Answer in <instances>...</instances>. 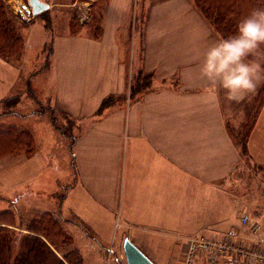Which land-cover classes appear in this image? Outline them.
<instances>
[{
	"label": "crops",
	"instance_id": "1",
	"mask_svg": "<svg viewBox=\"0 0 264 264\" xmlns=\"http://www.w3.org/2000/svg\"><path fill=\"white\" fill-rule=\"evenodd\" d=\"M89 5L88 30L56 36L40 69L32 71L35 58L26 39L22 60L0 56V112L6 104L11 114L0 124L15 126L21 118L27 127H17L36 141L30 153L0 157V225L11 235L20 230L41 236L30 222L52 212L72 230L82 264L94 246L86 232L101 237L116 220L125 231L122 242L129 237L142 250L165 236L183 238L184 247L188 236L206 229L236 226L251 236L241 216H260L264 207L237 209L246 193H239L237 175L245 157L230 128L247 121L264 79L254 93L228 103L223 89L201 77L207 49L222 38L193 0H108L96 10ZM23 87L31 100L10 102ZM44 101L70 122L67 132L60 125L69 162L56 154L62 140L54 130L57 120L41 111ZM45 120L50 127L40 131L37 124ZM247 150L264 166V105ZM225 221L230 223L221 229ZM122 248L125 254L124 243ZM54 250L63 258L64 248Z\"/></svg>",
	"mask_w": 264,
	"mask_h": 264
},
{
	"label": "rangeland",
	"instance_id": "2",
	"mask_svg": "<svg viewBox=\"0 0 264 264\" xmlns=\"http://www.w3.org/2000/svg\"><path fill=\"white\" fill-rule=\"evenodd\" d=\"M5 3L8 6V9L10 13L15 16L16 19V26L18 31L20 32V35L23 36L24 40L26 39L27 42V53H32L34 55V61L32 65V71L35 70V68H41L45 64V54L49 51L48 48L51 47V42H54V38L56 36H61L63 34H69V32H77L78 30H88L87 25L85 24L88 21V18H90L91 11L89 10V4L93 2V0H39L43 2L44 4L49 5L48 9L43 10L39 14H36L34 17L27 19L26 17L22 16L19 13H16L15 10L17 9L18 4L14 3V0H4ZM20 2V0H17ZM25 1V3L30 7L31 3L30 0H22ZM22 4V3H20ZM32 9V7H31ZM97 8H94L96 10ZM25 11V10H24ZM33 11V10H32ZM31 11V12H32ZM93 11V10H92ZM99 13V12H98ZM47 46L45 51L42 50L43 46ZM25 46V45H24ZM24 51V49H23ZM23 53V52H22ZM22 60V55L19 57L18 61ZM17 62V61H16ZM21 62V61H20ZM19 64V62L17 63ZM45 77L44 71L41 72L39 79H41V87H43V79ZM25 85V83H24ZM27 87V86H26ZM26 87H23V90H19V93L17 96L12 97L9 101L14 102L17 99L20 102H29L31 100L30 93L26 90ZM21 88V86H20ZM1 90V89H0ZM29 94H28V93ZM45 102V101H44ZM45 107L41 110L44 113V116L47 118L55 119L57 120V123L54 130L56 131V135L58 136L59 140L61 139V142H58V145L55 147L56 154L62 153L65 154L64 157H67V161H70L68 150V143L67 139L66 141L62 139L63 133L61 132L64 128L65 131H68L70 122L67 121L64 118V115L60 113L59 110L51 108L49 106L48 102H45ZM5 106V107H4ZM2 105L1 107L4 109L2 112H0V119L2 120L6 116H11V114L5 112L7 110L6 104ZM23 109L22 105H20L16 112H21ZM251 112V111H250ZM242 116V115H240ZM250 117V114H249ZM249 117L247 119V123L249 120ZM243 120V118H240L238 123ZM246 118L243 120L242 125L237 126L239 130H242L246 122H244ZM46 122V123H45ZM14 124H16L21 128L27 127V125L24 124V122L21 120V118H17L14 121ZM237 125V122L235 123ZM63 126L62 127H60ZM37 126L40 128V131L47 130V127H50L49 121H39V124ZM236 128V126H235ZM241 128V129H240ZM33 129H37L36 126H33ZM245 129V127H244ZM243 129V130H244ZM38 130V129H37ZM38 135V133H37ZM39 136V135H38ZM40 138V137H39ZM34 146H36V141H34ZM0 148H5V143H0ZM54 150V149H53ZM53 150H51V155L49 157V160H54V153ZM22 151H19L15 154H21ZM60 155V154H59ZM238 179L240 181L239 186V193H245L242 197L240 196V200L242 201L241 204H239V207H237L238 211H242V209H247L249 212H252L255 207H264V166L259 165L258 163L253 162L248 156L244 158L243 164L241 168L237 172ZM236 208V207H235ZM235 208L233 206L232 212H235ZM23 221L25 219H28V213H21V218ZM20 221V220H19ZM22 221V222H23ZM25 223V222H24ZM118 223L119 221L116 220L114 222V228L113 230L109 225H107V230L104 232L103 235L98 236L95 234L93 230H88L86 232L88 237H91V234H93L92 240L90 241L91 244L94 246L89 247L88 253H85V264H116V262H120L119 264H127V259L125 254L123 253L122 245L124 242H122L121 237H124V230L118 229ZM229 221H225L222 223L221 229H226L229 225ZM66 228L68 231L69 226ZM77 233L81 232L79 228H75ZM111 230V231H108ZM208 229H206L205 232L201 234H208ZM113 231V232H112ZM76 232V231H75ZM90 232V233H89ZM250 234V233H248ZM123 235V236H121ZM243 235L247 239H257V238H263L260 235H253L250 234ZM165 237H158L156 241L151 242V245H149L146 250H143L150 258L153 260V263L155 264H180V258L183 255V238H166ZM100 241H98V240ZM82 241V240H81ZM76 242L73 238V242L69 243L67 245L61 246V248H64L67 252V250H70L72 248H77ZM81 243L78 241V244ZM137 242H135L136 244ZM30 237L26 236L23 232L20 230H17L16 232H13V234L9 238V243L4 244L0 248V264H14V261L18 256H20L24 251L29 250L30 248ZM60 244V242H59ZM139 246V244H136ZM140 247V246H139ZM95 248V249H94ZM78 249V248H77ZM122 249V251H121ZM142 249V248H141ZM81 253V252H80ZM83 257V253H81ZM60 261V257H58L57 254H52L50 256L49 264H58Z\"/></svg>",
	"mask_w": 264,
	"mask_h": 264
},
{
	"label": "trees",
	"instance_id": "3",
	"mask_svg": "<svg viewBox=\"0 0 264 264\" xmlns=\"http://www.w3.org/2000/svg\"><path fill=\"white\" fill-rule=\"evenodd\" d=\"M88 2V0H87ZM108 0H93L92 5L99 9ZM197 9L201 12L211 28L222 38H228L235 34L238 22L249 15L254 9H264V0H193ZM25 40L16 26L13 16L4 0H0V56L7 60H18L23 54ZM264 52V45H261ZM252 60L253 57H248ZM110 98L103 102L105 106ZM264 105V87L255 95L252 103L248 123L239 128L231 127L232 137L239 144L243 156H248L247 138L250 134L261 107ZM103 106V107H104ZM16 126V125H15ZM0 124V143L2 139L8 138L5 148H0V157L8 153L19 151L30 153L34 149V139L30 131L21 130L19 127ZM241 129V128H240ZM10 139V141H9ZM7 140V139H6ZM65 222L52 212H44L30 222V230L41 234H31L30 248L16 258L14 264H49L50 256L56 254L61 246L73 242V236L65 229ZM11 229L0 225V248L9 243ZM60 242V244H59ZM58 264H82L83 257L77 248L61 252Z\"/></svg>",
	"mask_w": 264,
	"mask_h": 264
},
{
	"label": "clouds",
	"instance_id": "4",
	"mask_svg": "<svg viewBox=\"0 0 264 264\" xmlns=\"http://www.w3.org/2000/svg\"><path fill=\"white\" fill-rule=\"evenodd\" d=\"M261 45H264V9H254L238 22L234 35L207 49L201 77L223 89L226 102L239 103L245 95L254 93L264 79Z\"/></svg>",
	"mask_w": 264,
	"mask_h": 264
},
{
	"label": "built area",
	"instance_id": "5",
	"mask_svg": "<svg viewBox=\"0 0 264 264\" xmlns=\"http://www.w3.org/2000/svg\"><path fill=\"white\" fill-rule=\"evenodd\" d=\"M31 11L23 3L16 13L30 19L34 17ZM241 224L250 234L263 238L247 239L236 226L222 232L192 234L185 240L182 264H264V212L260 216L244 213Z\"/></svg>",
	"mask_w": 264,
	"mask_h": 264
},
{
	"label": "water",
	"instance_id": "6",
	"mask_svg": "<svg viewBox=\"0 0 264 264\" xmlns=\"http://www.w3.org/2000/svg\"><path fill=\"white\" fill-rule=\"evenodd\" d=\"M32 12L34 14H39L43 10L48 9L49 5L44 4L39 0H30ZM124 250L127 259V264H155L153 260L139 247L137 246L129 237L124 239Z\"/></svg>",
	"mask_w": 264,
	"mask_h": 264
}]
</instances>
